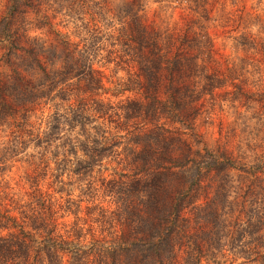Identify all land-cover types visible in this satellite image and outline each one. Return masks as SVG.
<instances>
[{"label":"clouds","instance_id":"1","mask_svg":"<svg viewBox=\"0 0 264 264\" xmlns=\"http://www.w3.org/2000/svg\"><path fill=\"white\" fill-rule=\"evenodd\" d=\"M0 264H264V0H0Z\"/></svg>","mask_w":264,"mask_h":264}]
</instances>
